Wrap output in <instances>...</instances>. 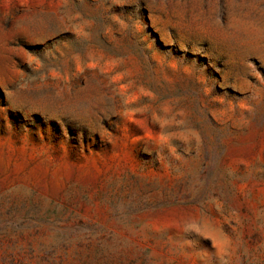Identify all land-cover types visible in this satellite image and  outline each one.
<instances>
[{
  "label": "rangeland",
  "instance_id": "1",
  "mask_svg": "<svg viewBox=\"0 0 264 264\" xmlns=\"http://www.w3.org/2000/svg\"><path fill=\"white\" fill-rule=\"evenodd\" d=\"M0 264H264V0H0Z\"/></svg>",
  "mask_w": 264,
  "mask_h": 264
}]
</instances>
